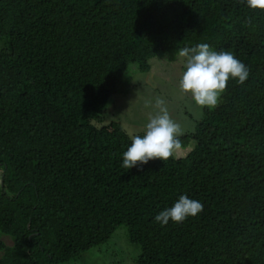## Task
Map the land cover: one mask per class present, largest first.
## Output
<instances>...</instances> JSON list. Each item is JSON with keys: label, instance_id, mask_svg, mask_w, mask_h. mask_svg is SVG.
Returning a JSON list of instances; mask_svg holds the SVG:
<instances>
[{"label": "trees", "instance_id": "16d2710c", "mask_svg": "<svg viewBox=\"0 0 264 264\" xmlns=\"http://www.w3.org/2000/svg\"><path fill=\"white\" fill-rule=\"evenodd\" d=\"M206 43L249 69L183 151L122 167L129 71ZM143 135V133L138 134ZM181 195L203 211L161 226ZM136 264H264V12L243 0H0V264H70L120 227Z\"/></svg>", "mask_w": 264, "mask_h": 264}, {"label": "clouds", "instance_id": "9594fccd", "mask_svg": "<svg viewBox=\"0 0 264 264\" xmlns=\"http://www.w3.org/2000/svg\"><path fill=\"white\" fill-rule=\"evenodd\" d=\"M243 3L251 11L264 12V0H243ZM179 56L184 58L179 91L190 95L192 102L202 109L217 106L229 80L243 84L249 76L248 67L231 51H216L206 43L180 49ZM155 107L158 111L149 116L143 135H132L131 144L122 153V167L131 169L154 159L164 162L183 151L180 124L171 118L163 99H157ZM202 211L200 201L181 195L171 207L155 215L154 221L161 226L170 221L181 223Z\"/></svg>", "mask_w": 264, "mask_h": 264}, {"label": "rangeland", "instance_id": "374dc122", "mask_svg": "<svg viewBox=\"0 0 264 264\" xmlns=\"http://www.w3.org/2000/svg\"><path fill=\"white\" fill-rule=\"evenodd\" d=\"M183 64L184 58L179 54L162 53L151 60V72L141 73L132 68L130 92L114 98L106 111L104 125L119 122L130 136L144 133L149 116L158 111L155 101L163 99L171 118L182 128L180 137L195 132L203 118V109L192 102L190 95L179 91ZM127 237V228L120 227L107 244L70 264H136L141 249L129 243Z\"/></svg>", "mask_w": 264, "mask_h": 264}]
</instances>
